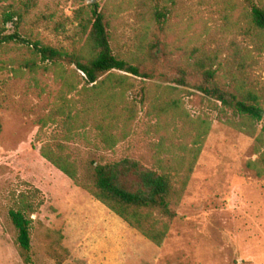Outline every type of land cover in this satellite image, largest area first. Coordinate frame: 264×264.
<instances>
[{
	"label": "rangeland",
	"instance_id": "374dc122",
	"mask_svg": "<svg viewBox=\"0 0 264 264\" xmlns=\"http://www.w3.org/2000/svg\"><path fill=\"white\" fill-rule=\"evenodd\" d=\"M94 4L113 53L154 68L155 77L114 72L120 88L81 82L67 92L54 70H20L22 48L0 47V264H24L8 210L33 188L43 200L31 215L34 264H264V175L247 166L258 158L254 138L239 129V117L194 89L193 64L205 60L220 85L264 96V34L240 31L248 7L240 0H0V22L17 11L26 37L87 54ZM179 68L190 72L189 85L176 83ZM255 127L259 133L261 123ZM42 146L74 160L83 183L92 161L130 157L171 171L176 187L200 152L183 192L169 200L174 217L150 214L168 224L156 246L45 160Z\"/></svg>",
	"mask_w": 264,
	"mask_h": 264
},
{
	"label": "trees",
	"instance_id": "16d2710c",
	"mask_svg": "<svg viewBox=\"0 0 264 264\" xmlns=\"http://www.w3.org/2000/svg\"><path fill=\"white\" fill-rule=\"evenodd\" d=\"M260 2L262 0H259ZM248 7V22L241 27L243 34H250L256 30L264 34V7L254 0H240ZM162 15L155 12V19L159 22ZM22 15L17 11H6L0 22V47L15 45L24 50L19 59V68L32 76L38 72L47 73L54 70L55 77L63 90L73 92L77 85L83 82L91 85L95 90L100 86L117 89L124 85L121 76L114 77V72H121L141 79L155 77L154 68H146L142 64H134L122 59L113 53L111 37L107 30V23L102 9L92 5L89 20V43L87 54L80 52H67L37 40H31L23 35L20 29ZM155 43V48L157 44ZM156 63L158 59L151 57ZM154 62V61H153ZM194 70L198 75V82L194 89L220 104L221 110H230L233 116L239 117V129L254 138L255 152L258 158L247 166L254 170L257 176L264 175V96L251 90H232L220 85L216 80V71L207 67L205 60H197ZM81 73V74H80ZM179 77L175 79L181 86L189 85L190 72L179 68ZM160 76H163L160 73ZM78 79V81H77ZM103 92H93L94 95ZM87 94H85V97ZM91 104V102H87ZM85 106L87 118L89 111ZM110 112L109 106L104 108ZM84 112V111H83ZM118 115V112H115ZM261 123L259 133L255 125ZM41 127L37 132V141ZM200 152L195 150L194 158L186 169H181L180 181L175 186L174 175L171 171L164 170L162 166L148 168L139 161L124 157L110 163H96L92 161L91 181L83 183L79 178V170L74 160L69 156L61 157L45 149H40V155L68 177L76 186L82 188L103 204L130 227L139 231L154 245L159 246L165 239L168 224L150 220L152 212H158L168 221L174 217L169 207V200L178 197L184 190L186 182L192 172L193 164ZM39 190L33 188L30 193H19L13 200V205L8 210V216L16 230V242L19 254L24 264H34L31 259L30 231L35 214L43 204L38 199Z\"/></svg>",
	"mask_w": 264,
	"mask_h": 264
}]
</instances>
